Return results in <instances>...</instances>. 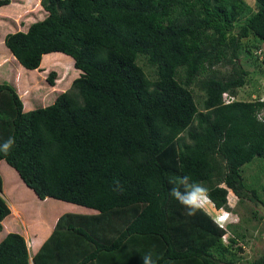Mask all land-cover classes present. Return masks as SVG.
<instances>
[{
	"label": "trees",
	"instance_id": "trees-1",
	"mask_svg": "<svg viewBox=\"0 0 264 264\" xmlns=\"http://www.w3.org/2000/svg\"><path fill=\"white\" fill-rule=\"evenodd\" d=\"M11 2L0 0V9ZM40 7L42 20L4 37L10 61L39 73L56 58L78 76L66 91L52 90L59 94L50 105L28 111L16 87L0 84V146L15 140L0 150V194L11 202L0 195V264H142L146 254L155 264H241L223 243L225 228L205 209L188 216L169 192L189 175L209 188L210 208L231 212L234 193L264 209L258 184L243 176L264 159L262 93L236 100L248 65L264 80V0ZM56 78L51 71L45 79L52 89ZM4 175L40 201L81 213L52 203L27 216L39 232L31 251L22 234L7 232L16 222L3 225L20 216ZM248 264H264V252Z\"/></svg>",
	"mask_w": 264,
	"mask_h": 264
},
{
	"label": "rangeland",
	"instance_id": "rangeland-1",
	"mask_svg": "<svg viewBox=\"0 0 264 264\" xmlns=\"http://www.w3.org/2000/svg\"><path fill=\"white\" fill-rule=\"evenodd\" d=\"M11 1L12 2L9 6L0 9V84L7 83L16 87L25 110H34L50 105L59 94H52V90L57 92L66 91L71 81L78 76V72H76L70 64L68 65L65 61L57 60L56 58H45L44 66H42L39 73H26V71L20 72L18 70V66L13 64L15 58L9 54L10 52L4 46V37L8 33L24 30L29 24L42 20L45 13L40 7V0ZM246 2L254 7V0H246ZM12 58L14 59L11 62L10 59ZM14 65L17 68L14 67ZM140 65H143L145 71L148 73V68L144 66L143 61H140ZM247 69L250 72V80L247 85L238 90L236 100H251L253 95H257L258 92L261 93L262 91L261 86L264 82L263 78L259 77L255 67L248 65ZM51 71L57 73L55 81L57 87H53V89L45 80L48 73ZM195 92L199 95L197 90H195ZM25 93L26 95H23ZM51 94L52 96L48 100H51L53 96L54 99L48 101L49 104H46V98ZM41 101H44V103H41ZM249 165L250 164L246 165V168L244 167L245 170L243 176L249 184H258L256 186L257 192L260 194L261 199H264V159L256 160L253 165ZM4 178L5 187L9 194H11L10 198L12 200H10L13 203L11 206H15V209L18 210L20 216L17 213L15 216L12 212V214L6 218V222H3V225H9L10 223L13 226V224H15L14 222H16V228L10 226L12 230H7V232L17 231L22 234L31 251L35 250L33 242L39 237V232H35V234L32 233V230L34 229H30L29 224L31 223H29L30 221L27 216L36 214L39 211V208L44 210L49 208L52 203L56 209L58 208L57 210H59L60 213H81V211L73 206H60L59 201L56 200L45 199L44 201H46V203H44V201L38 200L33 194L29 193L30 191L28 192V190H25L23 187H19L11 176L4 175ZM3 199L8 204L11 203L8 201L6 195L3 196ZM232 203H235L234 208L231 207ZM228 205L232 210L231 212L233 213V216L230 217L227 222L219 224L226 230V234L223 237V243L228 247L230 252L234 254L237 263L248 264L259 258L264 252V209L259 204H254L248 200L238 203V199H234L232 193H229L228 195ZM210 206L211 204H207L204 209L207 210L210 215L215 216V212ZM216 215L220 216L222 215V212L220 211ZM4 226L3 229H5ZM3 234L4 233L0 232L1 237ZM231 239L235 240V242L231 243ZM37 242L41 243L42 241L37 240ZM228 256H230V254Z\"/></svg>",
	"mask_w": 264,
	"mask_h": 264
},
{
	"label": "clouds",
	"instance_id": "clouds-1",
	"mask_svg": "<svg viewBox=\"0 0 264 264\" xmlns=\"http://www.w3.org/2000/svg\"><path fill=\"white\" fill-rule=\"evenodd\" d=\"M15 140L13 137H9L7 141L0 146V150H3L5 153L14 145ZM174 186L170 189L169 195L179 202L187 211L188 216H195L197 212L204 210L207 204L211 203V197L209 188L204 185L202 182H195L192 180L191 176L184 175L176 177L172 180ZM3 197V194H0ZM234 199V193L232 194ZM212 206V204H211ZM231 207H235V203L231 204ZM216 214L220 211L212 209ZM222 215L213 216L215 222L219 225L223 222H227L230 217L233 216V213L226 212L221 209ZM238 219V218H236ZM221 227V225H219ZM29 246V245H28ZM142 264H155V261L152 258L151 254H146L142 257Z\"/></svg>",
	"mask_w": 264,
	"mask_h": 264
},
{
	"label": "built area",
	"instance_id": "built-area-1",
	"mask_svg": "<svg viewBox=\"0 0 264 264\" xmlns=\"http://www.w3.org/2000/svg\"><path fill=\"white\" fill-rule=\"evenodd\" d=\"M262 94V96H261V99H259L260 101H264V89H263V91L261 92ZM227 96L225 95V98H226ZM227 101V103L228 102H230V101H233V99L232 98H230V100H226ZM260 117H264V111L260 114Z\"/></svg>",
	"mask_w": 264,
	"mask_h": 264
},
{
	"label": "crops",
	"instance_id": "crops-1",
	"mask_svg": "<svg viewBox=\"0 0 264 264\" xmlns=\"http://www.w3.org/2000/svg\"><path fill=\"white\" fill-rule=\"evenodd\" d=\"M215 215H216V213H215Z\"/></svg>",
	"mask_w": 264,
	"mask_h": 264
}]
</instances>
